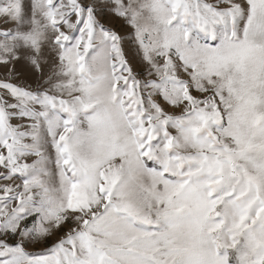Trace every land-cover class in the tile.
<instances>
[{
	"label": "snow or ice",
	"instance_id": "snow-or-ice-1",
	"mask_svg": "<svg viewBox=\"0 0 264 264\" xmlns=\"http://www.w3.org/2000/svg\"><path fill=\"white\" fill-rule=\"evenodd\" d=\"M0 68V264H264V0H0Z\"/></svg>",
	"mask_w": 264,
	"mask_h": 264
},
{
	"label": "rangeland",
	"instance_id": "rangeland-1",
	"mask_svg": "<svg viewBox=\"0 0 264 264\" xmlns=\"http://www.w3.org/2000/svg\"><path fill=\"white\" fill-rule=\"evenodd\" d=\"M101 22L105 24L106 27L112 28L114 31H117L121 35H124V29L122 28L121 22L117 21L116 19H113L111 17H102ZM18 69V78L16 79V83H26V84H34L35 77L32 74L31 70L24 64L17 65ZM4 75V69L0 68V78H2ZM15 123V121H13ZM14 243V241H9ZM55 242V239H53L51 242H49L47 245H30L26 248V251L29 253H41L44 252L46 248H50L52 246V243Z\"/></svg>",
	"mask_w": 264,
	"mask_h": 264
}]
</instances>
